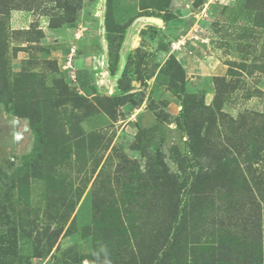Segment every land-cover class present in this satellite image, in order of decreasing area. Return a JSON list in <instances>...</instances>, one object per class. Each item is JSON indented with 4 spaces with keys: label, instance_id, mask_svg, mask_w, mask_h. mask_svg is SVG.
<instances>
[{
    "label": "rangeland",
    "instance_id": "obj_1",
    "mask_svg": "<svg viewBox=\"0 0 264 264\" xmlns=\"http://www.w3.org/2000/svg\"><path fill=\"white\" fill-rule=\"evenodd\" d=\"M199 131L240 193L182 224ZM262 149L264 0H0V264H257Z\"/></svg>",
    "mask_w": 264,
    "mask_h": 264
},
{
    "label": "trees",
    "instance_id": "obj_2",
    "mask_svg": "<svg viewBox=\"0 0 264 264\" xmlns=\"http://www.w3.org/2000/svg\"><path fill=\"white\" fill-rule=\"evenodd\" d=\"M242 120L243 117L240 119V122H242ZM229 123L235 124V121L231 119ZM189 136L192 153H203L204 155L208 156L209 152H211V162L206 164L205 166H202L197 174L193 173L186 177L184 176L183 178H180L178 176L170 175L167 173L161 178L160 182V186L167 193V201H172L170 200V198L176 195L177 197H179L181 203L183 201V197H185L184 206H182V212L179 216V220L180 222H182V224H188L192 220H195L198 217H202L204 215L202 213L206 208H208L210 200L213 197L216 196L220 201H228L230 204H232L234 203V201H238L237 196L238 193H240V191L232 190L221 192L224 187L231 188L230 186L234 187L237 184V182H235L234 179L229 176L228 162H226L225 159H221L218 157L216 158L217 153L214 150L213 145L209 150H206V136L204 135L202 137L201 131H199V134L196 133L195 135L189 132ZM224 151L225 153L228 152L226 150H223L222 152L219 151L218 154H222L224 153ZM262 151H264V149H262ZM261 184V182L258 184V190L256 194L246 192L239 195H243V198H245L248 201L249 205H251L252 207H254V201L256 200V197L257 200H259L263 204L262 216L258 213V210L261 208L259 202H257V206L252 209L251 213L253 220L252 225L255 232L254 237L256 240V242L253 243V249L257 247V254L260 253L257 256V264H264V187L262 189L259 188ZM237 210L239 211L240 215L241 211L238 208ZM248 215L249 214H247L246 216L248 217ZM226 219L230 222L235 223H238L239 221L237 214L228 215ZM241 221L242 219H240L239 222ZM254 260L255 259L253 258V261L251 262L252 264H254Z\"/></svg>",
    "mask_w": 264,
    "mask_h": 264
},
{
    "label": "water",
    "instance_id": "obj_3",
    "mask_svg": "<svg viewBox=\"0 0 264 264\" xmlns=\"http://www.w3.org/2000/svg\"><path fill=\"white\" fill-rule=\"evenodd\" d=\"M146 21L151 22V23H155L156 25H160L161 21L159 19L156 18H152V17H147L145 18Z\"/></svg>",
    "mask_w": 264,
    "mask_h": 264
},
{
    "label": "crops",
    "instance_id": "obj_4",
    "mask_svg": "<svg viewBox=\"0 0 264 264\" xmlns=\"http://www.w3.org/2000/svg\"><path fill=\"white\" fill-rule=\"evenodd\" d=\"M209 63V61L207 59H205V63H204V67L206 68L205 65H207Z\"/></svg>",
    "mask_w": 264,
    "mask_h": 264
}]
</instances>
